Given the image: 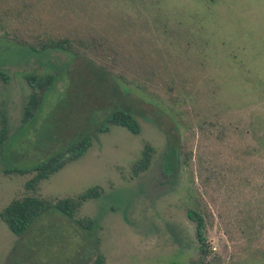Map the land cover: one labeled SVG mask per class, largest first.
<instances>
[{
	"label": "rangeland",
	"instance_id": "1",
	"mask_svg": "<svg viewBox=\"0 0 264 264\" xmlns=\"http://www.w3.org/2000/svg\"><path fill=\"white\" fill-rule=\"evenodd\" d=\"M62 39L69 49L46 47ZM30 74L54 81L22 123ZM112 106L132 112L137 134L96 132ZM0 113V210L98 191L71 216L45 206L20 235L0 220V264H264V0H0ZM83 128L85 152L36 190L24 186L33 173L2 172Z\"/></svg>",
	"mask_w": 264,
	"mask_h": 264
},
{
	"label": "trees",
	"instance_id": "2",
	"mask_svg": "<svg viewBox=\"0 0 264 264\" xmlns=\"http://www.w3.org/2000/svg\"><path fill=\"white\" fill-rule=\"evenodd\" d=\"M66 40H59L48 44L46 47L69 49ZM79 58V57H78ZM84 59V58H82ZM26 80L30 86V92L27 100L23 105L21 122L26 123L31 120L38 110L40 109L41 102L49 90L54 81V77L50 74L44 76H36L30 74L26 77ZM95 130L97 133H103L108 130L112 125H119L124 127L132 134L139 132V125L134 118L132 112L127 107L112 106L105 112L103 119L97 122ZM86 129H82L80 132L75 133V136L65 144L59 146L56 151L46 156L43 160L29 167L18 168L9 167L4 168L3 173H33L24 186L26 189L36 190L37 184L44 179H47L49 175L58 171L64 164L79 158L90 145V136L85 132ZM7 128L6 119L2 113H0V146L6 139ZM150 146L144 144L141 150V157L134 162L133 168L135 170H144L147 166L150 157ZM177 149L167 146L163 152V156L160 160V170L165 175L171 178V173L177 165ZM169 174V175H168ZM168 175V176H167ZM98 196L96 186L89 187L74 198H62L50 202L57 210L67 216H71L72 213L78 209L81 203L87 199H92ZM45 200L37 198L35 196H24L18 199H13L5 207L0 210V220L6 225V227L15 235H20L31 220L39 214V212L50 205ZM186 217L194 222L195 237L198 242V247L201 251H204L203 244V218L199 211L194 208L186 209ZM82 226H88L89 223L78 220ZM102 256L99 254L96 256L92 264H101ZM169 264H176L174 262Z\"/></svg>",
	"mask_w": 264,
	"mask_h": 264
}]
</instances>
